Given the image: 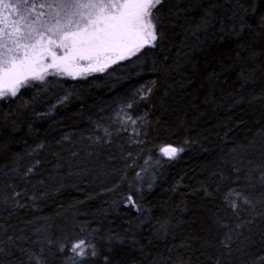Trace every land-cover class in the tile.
Instances as JSON below:
<instances>
[{
	"label": "trees",
	"instance_id": "1",
	"mask_svg": "<svg viewBox=\"0 0 264 264\" xmlns=\"http://www.w3.org/2000/svg\"><path fill=\"white\" fill-rule=\"evenodd\" d=\"M250 2L256 3L259 11L261 0ZM201 3L203 0H173L162 52L158 50L155 56L150 53L141 65L124 63L111 73L63 80L58 85L54 82L50 90L39 95L35 88L25 89L24 103L36 98L27 107H21L20 100L0 103V185L15 183L17 191L24 190L19 198L23 207H14L9 201V208H0V226L7 227L9 233L32 238L35 229L42 227L59 235L60 220L68 213L74 215L69 225L101 223L105 230L121 233L131 220L145 244L143 252L138 247L131 250L140 264H176L177 260L212 264L201 253L205 249L213 255L223 251L217 243L214 223L219 194L205 196L201 185L212 190L217 184H226L233 163L232 146H246L264 134V56L222 70L213 56L218 55L223 42L214 38V32L225 15L230 16V0H213L218 5L217 20L207 34L195 30L204 15ZM246 19L258 22L259 17L249 12ZM259 47L260 38L258 52ZM164 55L168 57L167 70L152 71V60ZM213 69L219 79L212 76ZM241 72L249 77L247 82ZM152 81L156 82L154 86ZM141 86L153 87V94L150 101L136 107L135 113L146 111L151 123L144 143H131L138 154L133 158L139 164L129 167L128 173L136 172L147 155H156L159 144H182L186 150L173 161L162 160L159 164L165 173L158 169L156 174L161 178L154 179L152 188L145 190L151 219L137 225L134 210L123 207L117 211L110 206L113 193L88 194L87 190L72 187L53 189L48 179L59 158L67 159L75 144L88 147L95 122L106 123L118 105ZM68 93V100L57 103V97ZM49 105L54 109L50 111ZM40 143L44 147L32 152ZM36 160L40 161L36 170L23 177V171ZM17 167L20 173L13 171ZM47 189H53V193ZM8 192L10 189L6 192L0 188V196ZM33 194L37 201L31 202ZM162 224L166 231L161 230ZM209 242L216 247H210ZM122 247L130 249L127 243Z\"/></svg>",
	"mask_w": 264,
	"mask_h": 264
},
{
	"label": "snow or ice",
	"instance_id": "2",
	"mask_svg": "<svg viewBox=\"0 0 264 264\" xmlns=\"http://www.w3.org/2000/svg\"><path fill=\"white\" fill-rule=\"evenodd\" d=\"M173 6V0H0V101L20 100V106L27 107L35 103L36 98L24 103L25 89L35 88L39 95L50 90L54 82L60 84L65 77L87 78L92 73L114 72V66L124 63L143 64L150 53L155 56L158 50L162 52ZM200 7L204 15L195 30L207 34L209 28L215 26L218 5L213 0H203ZM227 12L230 16L226 14L214 32V38L223 42V46L213 59L224 71L238 67L248 58L264 56V0L259 11L257 4L250 0H230ZM249 12L258 14V22L250 23L246 19ZM167 59L166 55L160 60L153 59L152 71L167 70ZM225 60L230 63L226 64ZM240 75L247 82L249 77L243 72ZM212 76L219 79L215 69ZM151 83L154 86L156 82ZM70 94L57 97V103L68 100ZM152 94L151 86L136 89L107 117L106 123L97 120L89 134L91 144L115 145L126 161L125 169L135 166L137 160L118 143L117 137L130 129L132 143H144L151 121L146 111L137 115L135 109L150 101ZM53 109L54 106L49 105V110ZM43 147L40 143L31 151ZM157 150L161 156L154 163L159 165L164 157L178 158L184 145L165 142L159 144ZM245 151L243 146H232L231 152L238 154V158L233 157L226 184H217L212 190L201 185L205 189L203 195L219 194L214 223L218 229L217 243L223 251L219 255L210 254L208 249L201 253L212 264H225V255L231 257L233 243L243 236L244 227L251 225L255 217H264V153L257 159L248 158ZM109 158L116 159V156ZM149 161H153L151 155L126 184L128 174L122 171L111 188L105 189L115 197L111 207L117 211L123 207L135 211L137 225L151 219V209L145 202V185L152 188V183L145 179L148 168L152 167ZM39 163L36 160L22 176L27 178ZM13 171L20 173L21 170L17 167ZM220 176L224 177V173ZM0 188L6 192L10 189L8 194L0 196L4 204L11 201L14 207L24 206L19 199L24 190L17 191L15 183L0 185ZM36 199L33 194L32 200ZM161 230L166 231V225L162 224ZM126 243L130 245L128 250L122 247ZM209 246L216 247L211 242ZM137 247L143 252L145 244L137 236L131 220L123 233L111 228L105 230L101 223L93 226L88 222L65 225L59 235L49 227L37 228L34 239L9 233L7 227L0 226V257H3L0 264H140L131 255V250ZM176 264L185 262L177 260Z\"/></svg>",
	"mask_w": 264,
	"mask_h": 264
},
{
	"label": "rangeland",
	"instance_id": "3",
	"mask_svg": "<svg viewBox=\"0 0 264 264\" xmlns=\"http://www.w3.org/2000/svg\"><path fill=\"white\" fill-rule=\"evenodd\" d=\"M100 74L103 73H92L89 74L87 78L65 77L62 78V81L88 79ZM2 102L5 101H0V103ZM132 137L133 133L129 129L127 132H121L117 137V141L118 143L123 144L125 149L131 151L134 154V157L135 155L138 156V154L136 150L132 148ZM122 139H128V142H123ZM127 143H129V146L126 145ZM87 146L88 147H84L83 144H75L67 159L64 160L60 157L59 160L52 166L49 171L50 177L48 179V184L53 186V189H58V187L63 189L72 187L74 189L87 190L88 194H93L94 192L112 193L111 191H105V189L111 188L112 183L119 179L122 171H126L128 174L125 184L127 183V180L134 178L135 172L129 174V169L124 168L126 161L121 158L122 154L115 147V145L88 144ZM243 148L246 150L245 155L248 158L258 159L259 155L264 153V134L251 143L249 142V144L243 146ZM185 150L186 146H184V151ZM74 152L77 154L73 155ZM182 153H180V155ZM110 156H116V159H110ZM148 156L149 155L143 158V161L140 163V167L145 166V160ZM151 156L153 157V161H149V164H151L152 167L148 168V173L145 179L148 182H151L153 186L154 179L156 181L159 180L161 178V174L165 173V170L164 167L154 163L155 159L159 158L161 154L156 152V155ZM234 156L238 158V154L232 153V158ZM163 160L167 161L168 158L164 157ZM127 163L130 164L131 159H129ZM138 164L139 163H137V165ZM57 165H59V167ZM134 167H136V165ZM140 167L136 170V172L140 170ZM158 169L161 174H156ZM53 189H47V191L52 192ZM145 190H148L146 185ZM30 201L33 202L32 197H30ZM35 201H37V199ZM9 205V203L4 204L0 202V208L2 209L9 208ZM73 216V213H68L66 216H63L60 220V229L65 225H69L70 221L73 222ZM242 231L243 236L235 240L233 243L231 257L228 258L226 254L225 264H262V262H264V217H255L253 223L251 225H246ZM34 238L35 237H32V239Z\"/></svg>",
	"mask_w": 264,
	"mask_h": 264
}]
</instances>
